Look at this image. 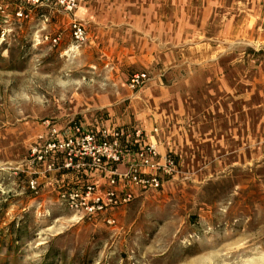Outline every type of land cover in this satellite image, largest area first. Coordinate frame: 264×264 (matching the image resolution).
<instances>
[{
	"label": "rangeland",
	"instance_id": "obj_1",
	"mask_svg": "<svg viewBox=\"0 0 264 264\" xmlns=\"http://www.w3.org/2000/svg\"><path fill=\"white\" fill-rule=\"evenodd\" d=\"M79 5L0 0V264H264V3L193 0L176 45L130 66L149 76L128 89L176 172L108 212L111 224L79 219L31 163L50 125L110 97L96 91L114 70L71 38Z\"/></svg>",
	"mask_w": 264,
	"mask_h": 264
},
{
	"label": "built area",
	"instance_id": "obj_2",
	"mask_svg": "<svg viewBox=\"0 0 264 264\" xmlns=\"http://www.w3.org/2000/svg\"><path fill=\"white\" fill-rule=\"evenodd\" d=\"M12 1L36 4L45 0ZM80 1L55 0V4L71 13ZM261 1L264 3V0ZM0 12H5L2 6ZM15 15L22 17V10L18 8ZM70 31L74 43L82 44L87 40V28L81 20L73 17ZM57 40L58 37L53 38L54 42ZM148 80L147 73H135L128 79L127 87L135 91ZM104 118L105 113L99 112L94 115L93 125L86 126L82 118L71 120L62 128L52 124L47 134L41 136V150H37V147L32 150L31 163L42 161L44 173L86 170L106 178L105 187L90 177L74 185L57 186L61 202L88 220L106 215L141 194L161 189L166 178L176 172V162L170 152L160 153L157 148L156 126L152 127L146 139L143 130L134 125H100ZM46 123L49 125L48 121ZM121 166L123 168L119 169ZM29 185L35 189L37 180L32 178ZM105 221L109 224L114 222L111 217H106Z\"/></svg>",
	"mask_w": 264,
	"mask_h": 264
},
{
	"label": "crops",
	"instance_id": "obj_3",
	"mask_svg": "<svg viewBox=\"0 0 264 264\" xmlns=\"http://www.w3.org/2000/svg\"><path fill=\"white\" fill-rule=\"evenodd\" d=\"M184 6L186 11H183ZM192 7L193 0L80 1L76 14L79 20L86 23L87 45L100 52L103 65L114 70L113 73H107L108 79H111L107 89L101 88L96 91L97 94L110 97L98 99L94 104L88 105L90 113L83 114L81 117L86 126L93 125L94 115L103 112L105 118L100 122V125L106 127L134 125L141 128L145 133V138L148 139L154 124L151 118V128L147 129L149 120L141 118L138 108L140 102H137L136 99L139 91L133 93L126 85L132 75L129 73L132 71L130 66L138 67L142 64L152 63L153 57H157L158 54L155 52L153 55V50L148 53L146 48L175 46L178 40V31L188 30L186 25L178 27L177 16L183 13L188 15V8ZM262 9H264V5H262ZM138 46H142V48L139 49ZM170 50L171 48H169ZM170 54L172 53L170 52ZM142 104L144 106V102ZM149 141H151L150 138ZM156 142L160 153L167 152L166 147L161 145L159 132ZM168 151H172V148L170 147ZM122 168V166L119 167V169ZM35 172L37 171H33V173ZM48 176L42 178V181L51 190L55 189L53 186L57 187L58 184L74 185L77 182L88 180L89 177L96 180L101 187H105L106 184L104 176L95 172L88 173L86 170L53 171ZM124 206L125 204L119 208ZM77 216L79 219L84 218L80 213ZM107 216L114 217V213H109ZM105 217L106 215L103 214L92 221H105Z\"/></svg>",
	"mask_w": 264,
	"mask_h": 264
}]
</instances>
